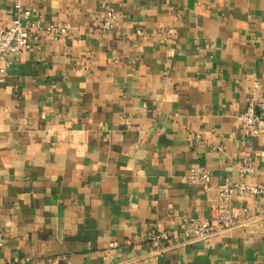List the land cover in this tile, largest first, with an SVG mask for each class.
Here are the masks:
<instances>
[{"label": "crops", "instance_id": "1", "mask_svg": "<svg viewBox=\"0 0 264 264\" xmlns=\"http://www.w3.org/2000/svg\"><path fill=\"white\" fill-rule=\"evenodd\" d=\"M16 4L69 30L35 29L0 81V264H264L260 196L223 234L149 242L209 221L248 159L264 185L238 117L261 114L264 0H0L1 25Z\"/></svg>", "mask_w": 264, "mask_h": 264}, {"label": "built area", "instance_id": "2", "mask_svg": "<svg viewBox=\"0 0 264 264\" xmlns=\"http://www.w3.org/2000/svg\"><path fill=\"white\" fill-rule=\"evenodd\" d=\"M113 9L107 12V18L103 27L112 26L111 16ZM32 11L16 4L14 7V17L12 24L3 26L0 24V81L3 82L8 75V70L14 61V57L20 54L24 49L30 47V39L35 29L46 30L55 34H66L69 25L49 23L41 25L34 21H29ZM258 105L261 107V114L254 110L253 103L239 114L241 126L247 134H264V94L259 98ZM253 162L248 159L244 161L241 167V179L235 182L225 181L218 184L215 189L222 201L221 205L214 209L209 221H202L198 218L184 220L181 224L182 231L159 230L149 236V242L158 251L165 249L168 242L178 237L192 240L207 238L214 234H223L227 229L238 223L237 215L230 203L235 198L262 197L263 203L260 214L264 216V185L250 183L242 178L255 173ZM190 181L199 184L204 189L212 188V176L208 168H194L190 173ZM4 236L0 232V246ZM114 246V243H111Z\"/></svg>", "mask_w": 264, "mask_h": 264}]
</instances>
